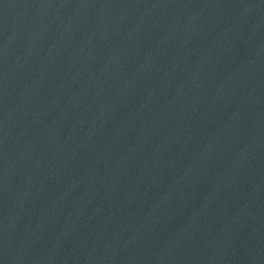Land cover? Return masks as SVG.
Masks as SVG:
<instances>
[{
  "label": "water",
  "instance_id": "95a60500",
  "mask_svg": "<svg viewBox=\"0 0 264 264\" xmlns=\"http://www.w3.org/2000/svg\"><path fill=\"white\" fill-rule=\"evenodd\" d=\"M0 264H264V0H0Z\"/></svg>",
  "mask_w": 264,
  "mask_h": 264
}]
</instances>
